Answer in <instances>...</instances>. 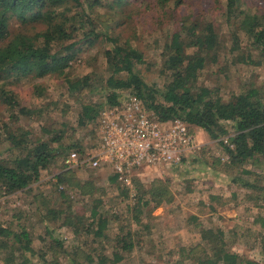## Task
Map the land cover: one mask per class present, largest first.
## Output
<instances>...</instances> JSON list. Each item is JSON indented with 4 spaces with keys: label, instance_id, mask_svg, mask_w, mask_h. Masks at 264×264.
Returning a JSON list of instances; mask_svg holds the SVG:
<instances>
[{
    "label": "rangeland",
    "instance_id": "obj_1",
    "mask_svg": "<svg viewBox=\"0 0 264 264\" xmlns=\"http://www.w3.org/2000/svg\"><path fill=\"white\" fill-rule=\"evenodd\" d=\"M83 1L87 12L93 11L92 16L97 15L98 20L110 24L112 30L120 35L121 41L129 39L134 47L142 51L144 61L136 64L135 69L144 82L155 88L158 94L164 91L169 76L162 71L163 54L174 25L167 22V18H157L155 12L139 17L134 8L140 6V3L129 6L133 0H126L125 3H128L119 8L112 5L114 0H100L99 4L93 5L90 3L94 0ZM245 14L264 15V0H239V8L230 15L225 11V0H182L176 8L178 25L183 22V17L196 18L202 25L207 22L214 24L218 33V47L213 52L214 58L207 60L204 68L199 71L197 83L217 87L223 99L250 87H264V65H256L255 62L259 60L258 51L253 47L250 35L240 25ZM36 27L42 26L37 25L34 28ZM34 28L22 26L12 19L9 23L10 37L18 33H32L29 29ZM80 38L81 34L74 35V40ZM106 44L103 39H97L92 45L85 41L78 43L74 48V59L62 74H50L40 78L10 77L5 80L4 88L15 95L18 106L27 108L30 113L24 115L18 112L16 106L11 109L0 101L1 158L16 153L9 148L10 143L5 139L8 131L16 128L28 131L32 140L45 138L47 133L44 129L51 135L61 134V140L54 143V146L67 148V151L78 145L81 153L94 150L98 141L96 126L94 122L79 126L77 116L83 104L97 103L100 108L107 105L103 87L111 73L104 54ZM235 45L237 48H234ZM192 50L194 49H188L189 53ZM241 56L246 59L245 63L238 61ZM68 79L85 80L86 85L79 91L70 92ZM35 90L41 91V94L35 93ZM128 92L131 90L124 89L120 91V96ZM196 129L197 127L191 128L194 135ZM203 134L208 140L207 143H203L201 137H198L196 141L200 144V150L189 154L181 163L143 167L130 176L127 187L134 188L133 178H137L144 186H148L154 179L165 178L173 193L172 201L154 208L149 217L143 213V222L149 224L148 229L130 219L133 210L127 208L135 202V189L128 191L126 195V185L110 181L109 177L113 174L108 169H68L64 166V155H59L48 169L41 171L39 181L33 183L29 189L0 197V224L10 227L12 231L23 228L29 233L33 252L27 253L30 259L28 264H40V251H46L49 261L51 254H58L59 264H95L86 262L83 256L91 245L96 246L91 235H76L69 226H59L61 220L52 221L50 214L46 213L47 207L64 209L69 206L74 212L83 215L85 222H88L93 208L111 218L106 230L111 237L121 225L126 224L124 228L129 227L133 232L139 230L140 235L135 232L133 234V249L123 253V260L118 264H195L194 257L200 253V246L203 244L199 234L200 226H220L225 232L229 250L247 258L249 255L254 261L257 260V264H264V251L261 247L264 223L256 221L251 224L250 219L259 214L256 208L250 211L251 216L246 215L241 225L246 234L240 240L237 239L238 236L236 238L228 233V229L224 227L225 221L216 219L218 211L215 214L210 213L203 205V202H208L209 195L213 194V165L216 163L222 167L229 162L222 160L227 152L219 140L210 139L206 132ZM263 168L264 164L260 170ZM62 170L71 171L78 181L77 185L57 184V174ZM262 182L260 179V183ZM61 193H65L67 198H62ZM227 198H230L227 205L237 201L234 200L237 197ZM244 204L247 202L244 201ZM115 214L119 218L116 221L113 220ZM43 216H46V220ZM261 217L264 215L258 216ZM46 224L50 234L62 243V249L51 244L50 234L45 229ZM11 241V237L0 235V264H4V256L11 251H14L15 256L19 253L12 248ZM113 242L111 238L102 244L109 256L115 250ZM76 246L81 247L79 254L69 253ZM246 249H249L248 253ZM64 252L65 254H60Z\"/></svg>",
    "mask_w": 264,
    "mask_h": 264
},
{
    "label": "trees",
    "instance_id": "obj_2",
    "mask_svg": "<svg viewBox=\"0 0 264 264\" xmlns=\"http://www.w3.org/2000/svg\"><path fill=\"white\" fill-rule=\"evenodd\" d=\"M125 1L114 0L112 5L119 8L128 3ZM181 1L133 0L129 5L140 3V6L134 8L139 17L155 12L157 18H167V22L174 25L165 45L162 62V71L169 76V80L164 91L158 94L135 69L136 64L144 61L142 51L134 47L129 39L121 41L120 35L112 30L110 24L98 20L97 15L92 16L93 11L87 12L85 1L0 0V101L11 109L16 106L19 113L29 114L30 110L18 106L15 95L4 88L5 80L10 77L40 78L62 74L74 59V48L78 43L85 41L92 45L97 39H103L107 43L104 54L111 73L103 87L107 104L116 103L120 91L131 90L159 120L179 118L191 128L202 129L210 139L219 140L229 155V162L222 167L216 163L213 166L216 170L232 175L233 183L238 185L237 182L240 181L241 186L248 188L245 201L259 207L258 202H264V185L260 183L259 177L251 182L247 178L264 164V87H250L223 99L217 87L198 85L199 71L204 68L207 60L214 58L213 52L218 47V33L213 23L202 25L196 18L183 17V22L178 25L176 8ZM99 2L100 0H94L90 5ZM238 8L239 0H225L227 15ZM12 19L22 26L42 27L29 29L32 33H18L10 37L9 23ZM240 25L250 35L252 45L258 51L259 60L255 62L256 65H264V15L245 14ZM75 34H81V41L74 40ZM188 49L194 50L189 53ZM238 61L245 63L246 59L241 56ZM67 85L70 92H76L86 85V81L68 79ZM35 93L40 95L41 91L35 90ZM100 109L97 103L83 104L78 112L77 124L85 126L94 122ZM44 130L47 136L35 140L29 138L26 130L16 128L8 131L5 139L10 143L9 148L16 153L6 158L0 157V197L29 189L39 181L41 171L48 169L59 155H64V160L70 150L81 152L79 145L68 151L59 145L54 146V143L61 140V134L51 135ZM222 137L227 138L228 144L223 142ZM248 164L250 169L246 168ZM56 178L57 184L75 186L78 183L68 170H62ZM109 179L120 182L114 174ZM133 180L134 188L126 186L125 189L126 195L128 191L135 189V202L127 208L133 210L130 219L148 229L149 224L143 222V213L149 217L154 208L171 202L173 193L165 178L154 179L148 186L142 185L137 178ZM231 195L236 197L235 192ZM60 196L67 198L65 193ZM222 199L220 195H209L208 202H203V205L210 213H214L218 211V207L225 206ZM46 213L50 214L52 221L61 220L59 226H69L76 235H91L96 246L91 245L83 255L84 260L89 263L118 264L123 260V253L133 249L134 232L140 235L139 230L133 232L129 227L124 228L125 224L117 227V232L111 237L106 232L111 218L96 208L91 209L88 222H85L83 215L71 210L70 206L64 209L47 207ZM43 219L46 220V216ZM118 219V214H115L113 220ZM200 227L199 234L203 244L200 246V253L194 257L195 264H257L253 259L228 249L225 232L220 226ZM45 229L50 234L47 224ZM0 235L11 237L12 248L19 251L17 256L14 251L6 254L4 264H28L30 259L27 253L33 252L29 233L23 228L12 231L10 227L0 224ZM50 238L51 244L62 249V243L57 238L51 234ZM111 238L115 250L109 256L102 244ZM261 247L264 251V237ZM80 251L81 247L76 246L69 253L78 255ZM45 252H39L40 264H59L58 254H51L49 261Z\"/></svg>",
    "mask_w": 264,
    "mask_h": 264
},
{
    "label": "built area",
    "instance_id": "obj_3",
    "mask_svg": "<svg viewBox=\"0 0 264 264\" xmlns=\"http://www.w3.org/2000/svg\"><path fill=\"white\" fill-rule=\"evenodd\" d=\"M94 124L98 131L94 150L86 153L70 150L64 165L108 169L126 186L130 184V176L140 168L178 164L200 150L191 127L184 120H159L131 92L119 95L116 103L103 106ZM223 142L228 144L226 137ZM222 160H229V155H224Z\"/></svg>",
    "mask_w": 264,
    "mask_h": 264
},
{
    "label": "crops",
    "instance_id": "obj_4",
    "mask_svg": "<svg viewBox=\"0 0 264 264\" xmlns=\"http://www.w3.org/2000/svg\"><path fill=\"white\" fill-rule=\"evenodd\" d=\"M203 133H204L203 130L197 127L195 138L197 140L198 137L199 138L201 137L200 139L203 140V143H207L208 140H207L206 136H203L204 135ZM224 155H226V154L224 153ZM248 167H250V165L246 166V168H248ZM212 174H213L211 177L213 179L212 185L214 187L213 191H211L213 193L212 195L222 196V198H223L222 202H225L224 207H218V213H216L218 215L216 216V219L225 221L224 227H225V229H228V233L235 236L236 238L238 236L239 238H237V239L241 240L242 238H240V237H245V234H246L245 229L242 228L241 225L243 224V221L245 220L247 214H248V217L251 216L250 211L252 209L256 208L259 214H255V216L250 218L252 221L251 224H255L256 221L261 222V224L264 223L263 222L264 217L263 218H257L259 215H261V216L264 215V202L259 201L258 202L259 207L254 205V204H249V203L244 204L245 193L249 191L248 188L241 186L240 181L237 182L238 185H240V186H238L236 183H233V181H232L233 176L227 175L220 170L214 169ZM256 177L257 178L259 177L260 179H262L263 180L262 184L264 185V168L260 171L254 172L253 176H251V178H248V180L251 182V181L255 180ZM233 186L234 187L236 186L237 189H236V187L234 188ZM234 191H235L236 197H237V199H234V200H237V201H234L233 204L229 203L230 205H227L228 201L230 200V198H227V196L232 197L231 194ZM241 191H243V192H241ZM205 203H207V201H205ZM239 203L240 204L243 203L244 205H240ZM261 206H263V207H261ZM211 218H213V214H211ZM231 227H233V228H231ZM234 230H236L237 232ZM248 250L249 249H246V253H248ZM248 257L253 259L249 255H248Z\"/></svg>",
    "mask_w": 264,
    "mask_h": 264
}]
</instances>
